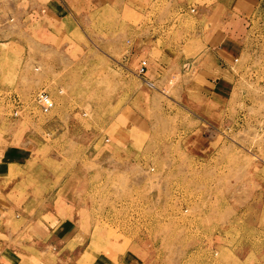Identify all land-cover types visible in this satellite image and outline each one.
<instances>
[{"label": "rangeland", "instance_id": "1", "mask_svg": "<svg viewBox=\"0 0 264 264\" xmlns=\"http://www.w3.org/2000/svg\"><path fill=\"white\" fill-rule=\"evenodd\" d=\"M180 1L0 0V153L26 145L98 180L80 217L93 226L87 259L264 264V4L208 118L195 68L180 67L204 56L191 9L217 0ZM141 59L153 86L136 75Z\"/></svg>", "mask_w": 264, "mask_h": 264}, {"label": "crops", "instance_id": "2", "mask_svg": "<svg viewBox=\"0 0 264 264\" xmlns=\"http://www.w3.org/2000/svg\"><path fill=\"white\" fill-rule=\"evenodd\" d=\"M262 4L264 0H217L191 9L198 13L197 31L204 56L185 59L180 69L195 68L191 91L196 92L201 102L197 107L205 108L208 118L210 113L216 115L213 109L222 111L215 107L229 93L225 72L231 73L234 58L245 57L250 50V14ZM30 17L35 16L31 13ZM197 44L194 42V46ZM35 154L28 146L18 144L6 146L0 153V264H67L73 260L89 264L137 263V255L128 250L111 255L93 251L91 257H85L91 245L88 231L93 226L82 227L80 217L92 211L86 198L92 196L91 181L98 180L91 174H71L67 162L53 158L58 172L36 160ZM93 155H99L95 159L100 157ZM39 166L47 170L43 178L33 175ZM74 236L77 243L71 245Z\"/></svg>", "mask_w": 264, "mask_h": 264}, {"label": "built area", "instance_id": "3", "mask_svg": "<svg viewBox=\"0 0 264 264\" xmlns=\"http://www.w3.org/2000/svg\"><path fill=\"white\" fill-rule=\"evenodd\" d=\"M237 62V59L234 58V63ZM136 75L140 77L143 81H145L148 85L153 86V83L148 80L147 72H148V62L146 59H141L138 62V66L136 68ZM264 93V88H263ZM36 103L44 109H49L53 106L54 101L51 95L45 91H40L35 99ZM18 114L17 111L14 112V116Z\"/></svg>", "mask_w": 264, "mask_h": 264}]
</instances>
